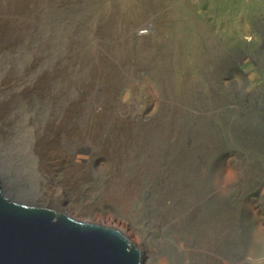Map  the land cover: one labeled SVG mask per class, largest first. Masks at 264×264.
<instances>
[{
	"label": "bare ground",
	"instance_id": "obj_1",
	"mask_svg": "<svg viewBox=\"0 0 264 264\" xmlns=\"http://www.w3.org/2000/svg\"><path fill=\"white\" fill-rule=\"evenodd\" d=\"M43 1L47 2L0 0V178L6 190L31 196L15 182L21 177L16 169L17 151L23 153L24 149L31 153L29 167L37 176L35 181L29 175L25 186L32 192L33 188L44 192L38 196L43 205L52 202L49 207L76 220L108 226L94 219L96 204L111 207L120 195L131 201L136 211L133 225L126 230L117 228L128 238V231H136L137 239L129 240L141 252L140 264H224L223 258L227 264H253L252 256L243 259L237 255V243L246 247L250 236L249 251L263 254L264 226L261 215L245 206L240 208L239 222L230 198L220 193L223 189L230 194L229 187L238 179L223 181L215 167L214 159L224 148L222 127L213 120L188 127L190 116L203 118L192 114V105L204 107L207 98L216 99V85L210 81L203 91L197 83L181 78L174 91L170 74L158 85L163 97L156 117L145 124L127 125L126 119L131 117L147 121L139 113L116 116L122 87L136 92L137 81L119 74L104 53L115 48L114 56L125 58L130 48L113 42L90 52L80 44L81 51L75 56L78 71L64 78L73 67L72 58L50 68L41 64L50 49L49 41L55 40L52 35L47 36L48 41L39 39L36 26ZM136 56L140 63L153 59L149 47ZM215 67L220 76L222 65ZM57 74L64 79L56 82ZM175 95L178 102H167L166 97ZM93 167L105 174L101 197L95 198L90 191L82 198ZM257 173L254 170L252 175ZM148 186L151 200L146 202L144 189ZM161 253L165 256L158 260Z\"/></svg>",
	"mask_w": 264,
	"mask_h": 264
},
{
	"label": "rangeland",
	"instance_id": "obj_2",
	"mask_svg": "<svg viewBox=\"0 0 264 264\" xmlns=\"http://www.w3.org/2000/svg\"><path fill=\"white\" fill-rule=\"evenodd\" d=\"M40 5L43 13L36 26L40 31L39 39L48 41V35L55 38L54 42L49 41L50 49L41 64L50 68L54 63L72 58L73 67L66 71L64 78H71L78 71L75 56L81 51L80 44L90 52L95 47L103 50L106 44L113 42L126 43L130 48L125 58L114 56L115 48L104 53L118 68L119 74L123 72L126 77L137 81L136 92L122 87L118 96L121 109L118 107L116 116L118 119V114L124 112L139 113L141 117H147V121L131 117L126 119L127 125L129 122L131 126L145 124L156 117L160 96L161 99L163 97L158 85H162L170 74L174 91L178 90L181 78L183 82L190 79L192 84L197 83L203 91L205 84L213 82L216 99L207 98L204 107L192 105V114L203 118L190 116L188 127H194L203 120H213L222 127L220 137L224 148L214 159L215 167L223 181L229 182L237 176L238 179L233 187H229L230 194L223 189L220 193L230 198L239 222L242 221L240 208L245 206L253 214L261 215L260 221L264 226V0H47ZM140 27H146L145 31L136 33ZM126 38L129 41L124 42ZM147 47L151 48L153 59L148 64L138 62L136 54ZM221 65L222 74L219 76L215 66ZM55 78L56 82L64 79L61 74ZM166 100L178 102L177 95L166 97ZM117 124L124 126L119 120ZM19 125L22 126V120ZM22 151H17L19 163L16 169L21 177L15 182L25 187L31 196L12 193L22 194L43 205L38 196L41 198L44 192L36 188L32 192L25 186L29 175H33L35 181L37 176L29 167L31 153ZM91 170L82 198L90 191L95 198L101 197L105 174L95 167ZM254 170L258 171L257 175H252ZM144 190L146 202L150 201L152 188L148 186ZM124 199L120 195L111 207L104 202L96 204L94 219L108 226L130 228L135 220V205ZM51 204L48 202L47 206H53ZM71 214L86 219L85 215ZM145 217L149 220L148 212ZM135 232L126 234L137 239ZM251 241L249 236L244 248L237 243V255L243 259L252 256L254 264L264 259V253L259 254L255 250L252 254L248 248ZM164 256L161 253L157 259ZM222 261L227 264L225 258Z\"/></svg>",
	"mask_w": 264,
	"mask_h": 264
},
{
	"label": "water",
	"instance_id": "obj_3",
	"mask_svg": "<svg viewBox=\"0 0 264 264\" xmlns=\"http://www.w3.org/2000/svg\"><path fill=\"white\" fill-rule=\"evenodd\" d=\"M141 252L114 226L76 220L4 187L0 264H140Z\"/></svg>",
	"mask_w": 264,
	"mask_h": 264
}]
</instances>
